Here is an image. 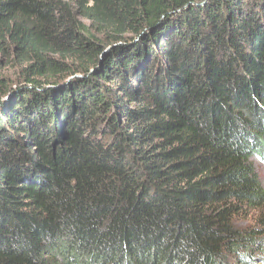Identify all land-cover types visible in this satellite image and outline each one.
<instances>
[{"label":"trees","instance_id":"16d2710c","mask_svg":"<svg viewBox=\"0 0 264 264\" xmlns=\"http://www.w3.org/2000/svg\"><path fill=\"white\" fill-rule=\"evenodd\" d=\"M1 58L0 264H264V0H0Z\"/></svg>","mask_w":264,"mask_h":264},{"label":"rangeland","instance_id":"374dc122","mask_svg":"<svg viewBox=\"0 0 264 264\" xmlns=\"http://www.w3.org/2000/svg\"><path fill=\"white\" fill-rule=\"evenodd\" d=\"M82 21L86 25L89 24V21H87L86 19H82ZM98 38L100 39L101 42L108 41L105 35H102V34H99ZM1 59L2 61L0 63L1 64L0 77L8 81V84H10L9 90L1 98L4 102V101H7L9 97L11 96L10 87L12 86L11 89H13V86L15 85L16 80L19 78L21 66H16L15 61L8 60L6 58H1ZM252 161L255 165L256 172L260 178L261 185L262 187H264V161L258 158L257 156L252 157ZM256 217H257V213L251 212L246 216L237 218L235 220V224L241 229L252 228L256 226V219H257ZM257 262H259V264L261 263L260 261H257Z\"/></svg>","mask_w":264,"mask_h":264},{"label":"water","instance_id":"95a60500","mask_svg":"<svg viewBox=\"0 0 264 264\" xmlns=\"http://www.w3.org/2000/svg\"><path fill=\"white\" fill-rule=\"evenodd\" d=\"M114 46H115V44H114V45H111V46H107L106 49L101 53V55H100V59H102V58L104 57V55H106V54L109 52V50H110L112 47H114ZM100 61H101V60H100ZM100 61H99V63L97 64L96 68H94V70L99 69V67H100ZM94 70H93V71H94Z\"/></svg>","mask_w":264,"mask_h":264}]
</instances>
